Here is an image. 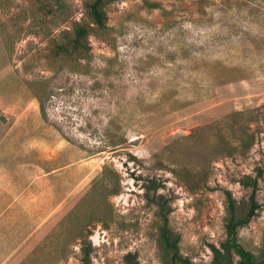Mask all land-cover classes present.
Listing matches in <instances>:
<instances>
[{
	"label": "rangeland",
	"instance_id": "obj_1",
	"mask_svg": "<svg viewBox=\"0 0 264 264\" xmlns=\"http://www.w3.org/2000/svg\"><path fill=\"white\" fill-rule=\"evenodd\" d=\"M62 1L67 10L56 23L39 24L30 0H0V175L16 179L22 198L45 195L56 206L47 215L24 207L23 243L7 237L2 264H80L84 238L92 264H122L128 251L140 264H165L149 178L169 202L180 253L203 263L225 237L226 192L243 211L250 188L239 179L257 176L259 208L238 237L261 253L264 0H149L158 8L117 0L105 7L107 28L89 37L90 59L77 66L53 60L49 44L88 20L87 0ZM236 111L252 137L244 154L212 156L213 143L235 134L228 127L199 133V150L185 138ZM189 146L208 157L206 182L195 190L182 178L199 170L184 156Z\"/></svg>",
	"mask_w": 264,
	"mask_h": 264
},
{
	"label": "trees",
	"instance_id": "obj_2",
	"mask_svg": "<svg viewBox=\"0 0 264 264\" xmlns=\"http://www.w3.org/2000/svg\"><path fill=\"white\" fill-rule=\"evenodd\" d=\"M34 5L33 20L42 24L47 20H56L59 16L66 12L67 8L64 6L62 0H30ZM117 0H87L84 4L85 15L87 21H75L70 29L62 30L59 35L53 38L50 42V55L53 60L62 61L71 66H77L81 61H88L91 56V45L89 42L90 35L97 31H103L107 28V13L105 7ZM143 3L148 8H158L159 3L149 0H143ZM76 68V67H73ZM39 102L40 113L43 117L46 116L45 108L42 98L36 95ZM244 114L241 111H236L228 114L223 120L222 124L206 125L200 127L196 132L188 136L186 139L192 138L194 146L198 150L203 143L199 133L211 130L216 127L219 128L217 133L223 127L230 128L235 134L231 138H226V141H217L213 143L214 152L212 156L224 150L226 155L233 153L244 154L252 145V137L247 131L245 124H240L239 118ZM221 127V128H220ZM119 144V143H117ZM114 144L113 146H115ZM223 146V147H222ZM201 152L198 151V154ZM185 158L193 159L198 164L199 170L191 168L185 170L183 179L190 190L198 189L206 181V173L204 168L208 163V157L205 155L198 156L191 146L185 149ZM214 156V157H215ZM210 159V158H209ZM193 166V165H190ZM106 173V167L103 169ZM177 176L179 173L176 171ZM148 189H153V194L148 199L156 206V216L158 218L157 228V243L161 250V258L165 264H264V250L255 255L249 249H246L239 241V229L246 226L249 221L256 215L259 208L256 190H257V176L244 175L239 179V183L243 187L250 188L247 202L243 211L239 207L230 192H226V216L224 218V232L225 237L219 245L210 244L211 259L209 262L194 263L191 259L183 256L180 253V235L174 232L168 221V215L171 211L168 200L163 194H156L160 187L156 184L153 178L148 179ZM118 193L117 190L111 191L110 194ZM89 226V225H88ZM92 247L90 241L84 238L80 243V264H92L91 260ZM122 264H140L136 252L128 251L123 255Z\"/></svg>",
	"mask_w": 264,
	"mask_h": 264
},
{
	"label": "crops",
	"instance_id": "obj_3",
	"mask_svg": "<svg viewBox=\"0 0 264 264\" xmlns=\"http://www.w3.org/2000/svg\"><path fill=\"white\" fill-rule=\"evenodd\" d=\"M52 177V170L46 171L41 177L42 186L45 187L47 179ZM18 186L16 179L8 175H0V247L6 244V239L9 237L11 244L19 246L23 243L22 238L18 236L19 227L17 225V216L23 212L24 207H27V213L40 212L49 214L55 209V205L50 199L45 196L21 197L16 192ZM65 198H61L58 207L64 205ZM45 219V217H44ZM18 240V241H17ZM1 251V248H0ZM6 260V256L0 259V264Z\"/></svg>",
	"mask_w": 264,
	"mask_h": 264
}]
</instances>
